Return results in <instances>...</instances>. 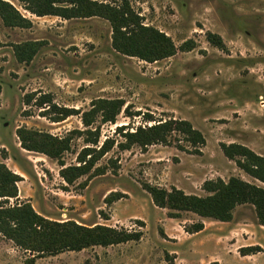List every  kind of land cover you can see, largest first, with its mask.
<instances>
[{
	"label": "rangeland",
	"instance_id": "374dc122",
	"mask_svg": "<svg viewBox=\"0 0 264 264\" xmlns=\"http://www.w3.org/2000/svg\"><path fill=\"white\" fill-rule=\"evenodd\" d=\"M4 1L32 21L29 28L13 27L0 15V161L23 178L19 200L53 221L143 232L137 241L39 255L34 264H264V226L253 205L237 206L230 222L189 211L174 219L144 188L176 187L206 197V181L232 177L264 188L222 149L236 143L264 157V0H127L144 25L164 32L177 48L155 62L115 50L105 18L39 17L20 0ZM209 32L221 36L225 50L207 40ZM187 41L192 50L181 49ZM25 43L37 44L28 62L20 61L15 49ZM32 94L37 96L28 103ZM44 94L79 114L54 121L55 111L35 105ZM99 99L121 100L124 106L114 122L98 115L87 127L82 114ZM171 119L188 121L203 134L206 143L199 153L178 131L167 144L120 149V127L134 132ZM21 127L70 136L69 150L61 155L64 167L80 166L84 148L99 149L108 138L116 142L89 173L68 183L57 159L22 148ZM76 130L81 133H71ZM87 130H99L97 146L86 142ZM199 221L203 231H185ZM254 248L260 251L244 255ZM31 258L0 234V264H28Z\"/></svg>",
	"mask_w": 264,
	"mask_h": 264
},
{
	"label": "trees",
	"instance_id": "16d2710c",
	"mask_svg": "<svg viewBox=\"0 0 264 264\" xmlns=\"http://www.w3.org/2000/svg\"><path fill=\"white\" fill-rule=\"evenodd\" d=\"M20 2L25 10L39 17L58 16L63 19H74L98 16L105 18L112 27L114 49L128 56L155 62L171 57L177 52L172 39L157 28L144 25L142 18L134 12L127 0H123L118 6L95 0H20ZM0 15L8 26L26 28L32 26L31 20L4 0H0ZM207 40L220 49H226L223 39L218 34L209 32ZM36 45L33 43L17 45L15 49L18 59L22 62L30 61L37 50ZM193 47V42L187 41L181 49L189 51ZM34 96L37 94L29 95L27 102L32 101ZM35 105L41 108L47 105L55 111L59 116L54 121H61L71 115L79 114L78 110L67 107L59 108L53 104L50 94L41 95ZM123 106L124 103L121 100H96L92 104V109L82 114V122L88 127L98 115L101 116L103 122H114ZM118 130L124 137V141L118 143L122 150L129 149L136 144L143 148L152 144H167L168 137L174 131L185 136V140L194 146V153H199L198 148L206 143L203 134L185 120L160 121L151 126H139L134 132L123 133L122 127ZM71 133L81 132L76 130ZM85 133L90 135L86 138L88 144L92 146L99 144V130L95 132L87 130ZM17 136L25 150L45 154L57 159L62 167L65 166L61 155L69 150L70 136L61 139L27 127L19 128ZM115 142V139L108 138L99 149L98 147L84 148L78 157L81 165L62 168L61 176L68 183H72L82 175L89 173L100 157L110 151ZM222 149L224 154L236 161L243 171L264 183L263 156L236 143L222 144ZM97 171L98 174L105 173L101 169ZM22 180L21 175L0 161V199L4 200L0 205V234L12 240L24 251L33 254L31 258L33 260L30 259L28 264H34V258L39 255H56L67 250L81 251L92 246H110L137 241L143 235L140 230L129 231L105 225L89 227L74 221L58 222L47 219L39 214L30 202L19 200L18 183ZM144 188L151 195L155 205L169 210L170 218L179 219L181 212L189 211L216 221L230 222L237 206L251 204L256 210L259 224L264 226V188L238 177H232L227 182L222 179L206 181L203 186V189L209 193L206 197L186 194L176 187L168 191L146 184ZM120 196L121 194L116 199ZM11 199H14L12 204L9 202ZM112 201L110 197L107 199V203ZM204 227L203 221H199L192 224L191 228H185V231L195 234L203 231ZM255 251H260V248H254L244 255Z\"/></svg>",
	"mask_w": 264,
	"mask_h": 264
},
{
	"label": "crops",
	"instance_id": "0c3cea01",
	"mask_svg": "<svg viewBox=\"0 0 264 264\" xmlns=\"http://www.w3.org/2000/svg\"><path fill=\"white\" fill-rule=\"evenodd\" d=\"M16 173V172H15Z\"/></svg>",
	"mask_w": 264,
	"mask_h": 264
}]
</instances>
